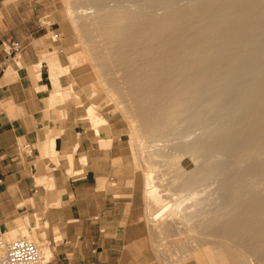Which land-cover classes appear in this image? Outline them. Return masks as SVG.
<instances>
[{
  "label": "bare ground",
  "instance_id": "6f19581e",
  "mask_svg": "<svg viewBox=\"0 0 264 264\" xmlns=\"http://www.w3.org/2000/svg\"><path fill=\"white\" fill-rule=\"evenodd\" d=\"M78 1L81 5L97 3L99 6H93H102L95 17L94 14L91 16L93 19L87 13V10L92 11L91 8L70 14L78 20L82 18L79 15L84 16V23L86 18L87 22L90 21L85 30L92 43L89 55L101 72L107 73L113 66L122 75L128 93H131L129 96H133L139 105V115L134 114L141 121V133L146 135L144 131L147 129L151 139L152 133L162 132V137L169 144L173 143V149L184 155L185 167L178 168L193 177L181 184L180 190L191 194L214 184L222 195L227 194L225 189L229 188H233L230 193L236 192V186L248 178H264V0ZM92 110L89 113L93 115ZM94 123L98 128L106 126V121L96 116ZM54 143L51 144L53 151ZM138 143L139 158H144L146 149L155 150V154L160 150L156 141L153 145L150 143L151 146L143 140ZM157 155L164 157L163 154ZM147 157L143 160L148 170L145 175L146 196L149 203L157 207L150 205L154 208H151V217L157 220L164 217L171 206L168 198L164 200L167 195H161L163 190L159 191L157 187L160 183L156 185L157 165L153 164L151 155V163ZM230 168L233 170L229 171ZM224 170L228 171L219 176L218 173ZM176 174L180 175L179 172ZM262 181L258 180L259 183ZM254 191L249 196L255 194L256 199L250 196L252 201L247 202L249 198L243 196L248 204L241 207L238 203L236 209L241 208L236 212L228 211L231 198L226 197L230 193L224 198L227 206L223 207L227 212L222 209L219 213L221 208L199 212L200 216H207L196 223L200 234L207 233L241 246L239 251L243 257L232 254L233 259L207 248L204 252L212 264H248L249 245L255 242L250 250L256 253L264 248L260 247L263 242L257 244L264 239V195L261 196L264 191L259 194L261 197L257 196L258 191ZM176 193L180 194L179 190ZM236 193L233 195L237 196L239 192ZM194 195L197 199L198 196ZM240 198L236 200L242 201ZM209 207L212 209L213 206ZM17 237L5 234L7 241ZM21 237L33 241L26 234ZM242 246H248V249L244 250ZM44 251L42 256L47 264L52 253L47 248Z\"/></svg>",
  "mask_w": 264,
  "mask_h": 264
},
{
  "label": "crops",
  "instance_id": "0c3cea01",
  "mask_svg": "<svg viewBox=\"0 0 264 264\" xmlns=\"http://www.w3.org/2000/svg\"><path fill=\"white\" fill-rule=\"evenodd\" d=\"M36 6L33 0H0V223L13 231L27 218L36 229L39 219L40 235L51 243L47 264H164L144 221L137 180L120 154L117 127L107 122L97 135L77 101L50 106V67L42 60L57 53L62 62L65 49L40 25ZM10 43L23 50L7 52ZM52 142L58 160L46 156Z\"/></svg>",
  "mask_w": 264,
  "mask_h": 264
},
{
  "label": "rangeland",
  "instance_id": "374dc122",
  "mask_svg": "<svg viewBox=\"0 0 264 264\" xmlns=\"http://www.w3.org/2000/svg\"><path fill=\"white\" fill-rule=\"evenodd\" d=\"M66 1L65 0H33V2L37 3L36 7L39 10H41L42 11L41 14H43L41 15L40 20H39L40 25L46 26L51 29L49 33L50 38H53L54 34H59L58 44H61L62 48L65 49L64 61L62 62L58 60L57 53H54L48 58L44 57L42 60L43 63L47 62V64L50 67V75H51L50 77H51V81L53 85V89H52L53 93H52L51 100H50V106L52 104L54 105L61 104L67 100L77 101L78 105H81V109L79 111H84L85 114L87 112V116L91 120L97 135L100 134V130L98 126L94 123V116L104 119L106 123L112 122L113 125L117 127V131H118L117 137L119 139V142L117 145L122 150L120 154H122L124 158V161H123L124 164L128 165V169H129L128 174L131 175V178H132L131 180L133 179L137 180L138 192L143 197L144 221L150 229L153 248L155 249L159 259L164 264H183L184 261H186L187 259H190L192 257H197V256L202 259L201 264H212L205 254V252L207 251V248H209L210 250H214L216 254L218 253L221 254L223 252L225 255L229 256L232 259H233L232 254L237 255V256L241 255V257H243V254L239 251V247L241 248V246H238V245L236 246V244L235 243L233 244V242H232L233 244L232 245L231 242H226L225 239L223 238L212 237L211 235L207 233L204 234L202 232V234H200L201 231L197 230L198 224L196 223H200L201 221L205 219V217H207V216L203 217L199 215V212L202 210L211 211L214 208L215 209L221 208L219 213H222V209L226 210L227 212V209L223 207L226 204L225 202L226 199L230 200L231 198L230 200L231 202H228L230 203L228 204V206L229 208H231V210L228 208V211L235 210L233 212H236L237 209H240L243 206V204H248L246 203L244 199H248L251 196V195L249 196L251 191L253 192V190H256L258 191L257 192L258 197L263 196L264 193L262 194V192L264 191L263 190L264 178L261 176V179H260L259 178L260 176H256L250 179L252 181L248 180L249 179L248 178L245 180L244 183L239 184L240 187L243 185L241 188V191L245 192V193L242 192L243 194L241 193L240 189L238 191V188H239L238 185H237L238 188L236 185H235L236 188L233 186L235 188L234 190L237 189L236 192L237 193L239 192L237 196L233 195L234 193H236L234 190H233L234 193L233 192L230 193V190L233 188L225 189L226 191L225 193L227 194L221 195L220 191L219 190L217 191V186L214 184L213 185L211 184L210 186L208 185L206 187L204 186L200 190L194 191L191 194H189V192L180 190L181 184L183 185L184 182H186L188 179L193 177V176H190L189 174L183 173L184 172L183 170L180 171L182 167H185L183 166V163H184L183 159H185L183 158L184 155L180 153L179 151L173 149V146H174L173 143L171 142V144H169L170 142L167 141L166 138L162 137V132L160 133L156 131L155 132L156 134L152 133L153 135L151 136L154 139L152 138L150 139V136H148L150 134H148L149 132H147V129H145V131L143 130L146 133V135L144 133L143 134L141 133L142 132L140 131L141 126H142L140 124L141 121L139 119V116L138 117L136 116L137 114L139 115L140 113L138 112L139 110L137 111V109H139V105H136L138 103L134 101L135 98L133 96H129L131 95V93H128V89L126 88L124 84L122 75L118 73L116 68H114L113 66L111 68V71H108L107 73L101 72V70L99 69V66L95 65V63L93 62V57L89 55L91 54L92 43L89 42L88 37L85 34V30L87 29V26H86L88 25L87 23H89L90 21L87 22L88 18H86L84 20L86 23L85 24L84 22H82L83 21L82 19H84V16L79 15L78 17L81 16L82 18L81 19L79 18L78 20L77 17L74 18V16L70 14L71 12L73 13L75 11H81V9H84V8H91L92 11L87 10V13H89L88 15L89 18L93 19L91 16H93L94 14V17H95L102 6H100V8L98 7L96 8L93 5L99 6V4L97 3L81 5V3H79L78 0H70V1L66 0ZM76 1L78 2V5H76L77 4ZM81 24H83V26H80ZM54 62L59 63V66L55 67ZM60 76L66 77L64 78L62 82L63 83L62 88L59 85ZM47 94H49V92H47ZM91 108L93 109L92 113L94 111L93 115L89 113V111H91ZM134 113H137V114H134ZM138 138L142 139L143 143L146 142L148 146L149 145L151 146L150 143H152V145L155 144L153 142L156 141L158 145L157 148L160 149L157 153L163 154L164 156V157L158 156L157 153L155 154L154 152L155 150L151 151L150 149L149 151L148 149H146V154L144 153V158H146L148 155L149 157H147V159H149L150 163L153 161V164L155 163L157 165L155 169L156 174L154 173L155 181L158 182L156 185L160 183L159 184L160 186L158 185L157 187L160 188L159 191L163 190L161 192V195L162 194L165 196L167 195V197H164V200H166L165 198H168L167 202L169 201L170 203L169 205L171 206L167 214L164 215V217H159L160 219L159 218L157 219L159 221L154 220V218L151 217L152 210L154 208L156 209L157 207H155L151 202L149 203V198L148 196H146L147 191L145 187L146 186V180H145L146 176L145 175H147L148 170L146 169V166L144 165V161H143L144 158L142 157L139 158V154L137 152L138 151L137 147H139L138 142L139 141L142 142V140H139ZM159 139L160 140L164 139L166 142H164V140L163 142H158ZM165 144H168V145H165ZM99 146L103 149H106L109 147V143L107 144L101 143L99 144ZM162 149L163 151H161ZM150 155H151L152 161L150 159ZM46 156L50 157L52 160L59 159L58 155L53 152H51L50 154L47 153ZM174 158H176V160H173ZM178 158L181 160H178ZM70 160L71 158H69V161ZM221 166L222 165H220V167ZM228 170L230 171L233 169L230 168ZM228 170H226V172ZM47 172L48 173L44 178L45 180L44 183L46 186H48L49 183H52L51 178H49L51 175V170L47 168ZM176 172H179L180 175H177L178 173L176 174ZM226 172L224 170L223 172H220L218 174L219 176H221L225 174ZM182 174H184L183 177H182ZM219 176L217 175V178H219ZM177 177L179 178L177 179ZM112 180L114 179L111 178V182H113ZM258 180L259 181L263 180V181L262 183H259ZM253 181H255V184ZM252 182L255 187H253ZM256 182L259 183L261 186L260 185L257 186ZM38 183H40V181ZM246 183L249 184V186L251 187V189L253 188V190H251L250 187ZM244 184L247 186L246 187L247 189L244 187L245 186ZM243 187H244V190H242ZM176 188H178L180 194L176 193L178 192ZM260 188L262 190H260ZM223 191L224 190L222 189L221 192ZM256 191H254V193H256ZM193 193H195L194 195L195 197L198 196L197 199L193 197ZM204 193L206 194L203 195ZM229 193H230V196L228 195ZM259 194H262V195L260 196ZM232 195L235 198L234 200H236L237 198L239 199L240 195H242L240 199H242L243 202L241 200L239 201L236 200V202L233 203L234 200L231 197ZM245 195L246 197H244L243 199L242 197ZM254 195H252L251 197L253 198ZM225 196L227 197L224 200ZM252 198L251 199L249 198L247 202L252 201ZM178 201L179 202L181 201V203H179ZM238 203L240 204V206L241 205L242 206L236 209ZM233 204H236V206H234ZM150 205H153L154 208L150 207ZM219 205H222V206H219ZM209 206H213L212 209ZM224 212L225 211H223V215L225 214ZM168 213H170L169 216H167ZM36 222H37V225H35L36 226V229H35L34 224L31 225V221L25 218L23 221L21 220L18 223L17 228H15L13 231H7L3 229V226L0 223V237L5 239V234H6V236H12V237L18 236L16 238L18 239V238H23L21 236L26 234L27 236H30L31 238H33V241L37 242L41 246L42 255H43V252H45L44 250L46 248L50 250L51 247L49 249L47 241H46L47 236L45 234L40 235V232L43 231V228L40 225L39 219H36ZM28 227L30 228L32 227L30 230V233L27 230ZM209 239H212V240H209ZM262 242H263V245H262ZM253 244L256 245L255 242H253ZM253 244L251 243L249 247L242 246V249L247 250L249 248L248 251H250L249 255L245 254L246 260L248 259L247 263L248 264H264V251H263L264 250L263 248L264 239L261 240L259 243H257V244L262 245L260 247L263 249L261 248L260 249L263 252L260 250L259 251L260 253H256L255 251L250 250L251 249L250 246L252 247ZM204 245L205 247H203ZM233 247H235V249ZM203 248H206V249H203ZM250 253H252V255H250Z\"/></svg>",
  "mask_w": 264,
  "mask_h": 264
},
{
  "label": "built area",
  "instance_id": "2783aa9c",
  "mask_svg": "<svg viewBox=\"0 0 264 264\" xmlns=\"http://www.w3.org/2000/svg\"><path fill=\"white\" fill-rule=\"evenodd\" d=\"M52 40L58 41L59 34H54ZM4 49L17 55L23 50V46L20 43H10ZM24 149L29 155L33 154L30 146L27 145ZM47 244L50 248L51 243ZM0 264H44L41 246L27 238L7 241L0 237Z\"/></svg>",
  "mask_w": 264,
  "mask_h": 264
}]
</instances>
